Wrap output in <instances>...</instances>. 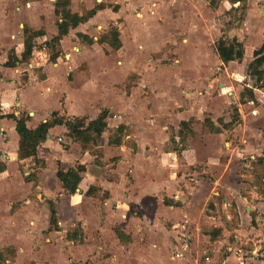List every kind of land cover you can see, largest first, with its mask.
Segmentation results:
<instances>
[{"label":"crops","instance_id":"obj_1","mask_svg":"<svg viewBox=\"0 0 264 264\" xmlns=\"http://www.w3.org/2000/svg\"><path fill=\"white\" fill-rule=\"evenodd\" d=\"M58 1L61 0H0V242L11 241L17 234L33 235L42 241L49 225H53L52 207L57 211V225L55 230L49 231L51 237L63 235L67 227L78 222L83 226L90 225L92 219L101 222L100 207L91 194L95 187L107 191L105 205L110 215L127 204L124 201L129 188H140L141 196L149 198L166 193L176 201L168 203V207L177 216L188 211L194 199L192 195L199 191L208 199L212 194L220 195L222 200L217 205L223 210L235 202L240 219L233 230H224L225 236L232 232L235 237L234 245L229 247L231 252L207 253V261L212 264L215 260V264H264V184L258 186L254 181L258 177L254 168L264 167V131L255 124L257 116L248 117L251 111L258 114L256 107L261 111L264 108V90L253 88L254 99L249 101L258 100L257 106L251 111L239 107L237 117L240 120L235 122L230 117L231 112L225 113L224 124L215 117L219 110L216 106H223L220 102H225V96L214 103L216 109L207 117L204 111L200 114L192 108L188 110L181 98L182 89H188V74L185 67L177 65L181 60L183 66L196 61L202 65L206 59L192 51L200 48L190 47L188 51V46L196 43L194 38L184 42L174 38L179 43L173 50L180 54L175 66L161 67L162 59L150 57L165 43L171 44L168 24L172 11H166L167 3L151 0L157 9L151 12L146 4L148 0H134L127 6L122 5L121 0L103 3L68 0V8L74 14L83 16L89 11L95 12L77 25H70L68 32L54 44L52 40L59 34L57 23L62 20L56 12ZM263 3L264 0H247L248 16L259 14L262 17ZM139 7H142L141 12ZM156 14L164 16V26ZM125 21L128 23L126 31L119 29ZM110 24L118 26L113 33H118L119 47L114 46L113 36L110 41L106 36L98 39V34ZM257 27L258 44L253 45L249 56L245 44L242 60L224 63L216 48L221 64H240L238 70L242 72V79L249 81L252 78L247 75V67L254 60L255 50L264 42V17ZM29 32L36 35L31 57L24 60ZM161 32L165 34L162 37L159 36ZM240 34L234 38L242 43L240 38L245 30ZM107 41L110 47L106 46ZM10 54L14 56L12 60ZM172 54L169 50L166 55L171 57ZM147 86L148 91L145 90ZM247 87H253V83ZM228 93L235 95L234 91ZM231 103L228 98L224 106ZM176 109L183 111L178 115L179 127L173 124L180 129L177 135L168 131L169 126L163 122L166 118L161 116L168 114L171 121L175 115L172 111ZM104 110L109 112L107 129L97 137L104 157L93 152L94 149H84L71 138L66 124L50 127L46 139L38 145L37 155L28 156L26 140L17 132L15 118L7 116L27 117V127L35 130L54 118L86 117L89 122ZM183 121L190 123L186 148L180 154L174 149H165L169 141L175 140L176 145L181 141L178 139L184 128ZM195 121L210 122V128ZM121 125L128 128L130 134L123 136L121 144H111V130ZM130 138L133 142L129 145L124 139ZM111 158H118V170L108 168ZM78 165H84L86 170L81 174L76 193L68 194L57 171L60 167L68 170ZM192 166L195 168L191 169ZM185 167L190 168L189 174L201 185L199 190L195 184L173 186L186 181ZM36 171L37 177L33 175ZM128 172L133 179L128 178ZM262 179L264 183V177ZM47 200L55 205L52 203L50 208ZM216 220L223 225L219 217ZM184 248L181 257L177 256L181 251L174 252L173 263L181 264L179 261L186 259L188 244Z\"/></svg>","mask_w":264,"mask_h":264},{"label":"rangeland","instance_id":"obj_2","mask_svg":"<svg viewBox=\"0 0 264 264\" xmlns=\"http://www.w3.org/2000/svg\"><path fill=\"white\" fill-rule=\"evenodd\" d=\"M101 1L103 3L105 0H97V2ZM121 1L124 6L134 2V0ZM160 2L168 4L166 11H172L168 24V35L170 34L172 37L169 42L171 44L167 46L168 43H165L161 49L150 57L157 56L162 59L161 67L165 65L175 66L178 64L177 60L180 54L178 50H173L178 42L174 38L180 39L181 42H184L187 38H194L195 41L193 40V42L196 43L194 45L193 43L190 44L188 51H191L189 50L190 47L192 49L200 48V50L192 51L194 54L202 55L206 59V62L202 65L196 61L194 64L183 66L182 60L181 64L177 65L185 67V73L188 74V89H182L181 92L184 108L188 107L186 108L188 110L192 108L193 111L200 114H203L202 111H204L207 117L210 111L216 109L214 103L225 96V102H220L223 103V106L219 104L216 106L219 109L215 116L216 119L218 118L224 124L225 113L228 115L231 112L230 117L234 119V122L240 120L237 117L239 107L251 111L258 104V100L252 102V100L249 101L250 97L248 95H241L247 84L250 83L251 85L253 80L242 79V72L238 70L240 64L222 65L216 55V43L221 38H234L235 35H239L242 30H245L243 38H240L242 43L239 44L242 47L247 44L246 50L247 56H249L253 45L258 44L255 37L259 34V28H255V26L259 25L264 15L262 17L259 14L248 16L247 0H240V2L239 0H159V4ZM146 4L151 12L157 10L151 0H148ZM262 6H264V3L261 4ZM141 9L142 7H139L138 11L141 12ZM133 13L136 14V11ZM156 15L159 23L163 25L165 23L164 16L162 14V16L160 14ZM135 17H137V14ZM117 27L116 24L108 25L103 32L98 34V39L106 36L105 39L110 41L113 29ZM120 28L126 31L128 23L126 21L122 22ZM253 28L255 30H252ZM164 35L161 32L159 36ZM108 41L105 43H108L106 46L110 47ZM170 47L171 49H169ZM168 49L173 53L171 57L166 55L169 53ZM182 52L185 53L184 50ZM125 53L128 52L125 51ZM221 83H226V85L221 86ZM145 90L148 91V86ZM228 91H234L235 95H229ZM145 95L148 96L147 93ZM228 98L232 103L229 106H224L228 102ZM240 103L241 105H238ZM244 103L246 104L244 105ZM256 109L258 114L255 115L251 111V115H248V117L257 116L258 120L255 121V124L264 131V108L262 111L258 107ZM172 112L175 115L172 113L174 118L171 121L168 120L171 118L170 115L161 114V116L166 118L163 122L169 126L168 131L177 135L176 133L180 129L175 128L173 124H179L178 115L183 111L173 110ZM195 122L198 125L204 124L206 129L210 128V122H206L207 124L199 121ZM116 129L111 130L110 135L112 137H120V134L122 136L123 134H130L128 128H124L123 133H119ZM182 135H185V137L182 138ZM180 137L178 140L181 139V141L177 145L175 140H172L173 143L169 141V146L165 149H174L180 154L181 150L186 148L185 144L188 137H190V123L188 128L184 127L181 130ZM124 141L129 145L133 142L131 138L124 139ZM90 145L91 149H94L93 152L104 157V149L99 146V141L95 145L98 148H95L94 144ZM224 148L226 147L224 146ZM117 160L118 158H111L110 164L104 163V165L109 164L108 168L110 170L112 167L118 170ZM194 168L192 166L191 169ZM254 169L258 173V177L254 181L258 186H262L264 184L262 179L264 177V167H255ZM184 171L187 175L186 181L173 186L184 187L195 184L198 185L199 190L201 185L189 174L190 168L185 167ZM108 175L110 174H106V176ZM127 176L133 179L130 172L127 173ZM208 178H211V175ZM206 180L210 179L206 178ZM126 192L127 198L124 202L127 204L122 205L120 211L117 209L116 214L110 215V209L106 211L105 205L106 196H108L107 191L102 192L100 188L95 187L91 194L94 195L96 204L100 207L101 222L92 219L88 226H83L81 222H78L76 225L67 227L64 234L57 237L49 235V231L55 230L56 227L50 224L49 231H45L46 236L41 239L42 241L36 240L33 235L29 237L25 234H17L12 237L11 241L0 242V264H155V261L158 264H177L176 262L173 263L171 257L177 250L183 252L185 244H188V255L186 259L179 261L182 262L181 264H212V262L207 261V253L231 252L229 247L234 245L235 237L232 232L227 233L225 236L224 230H233L240 223L239 215L234 207L236 206L235 202H232L223 210L217 205V202L222 200L220 195L212 194L208 199L197 191V194L192 195L194 199L192 205L188 207V211L184 214L180 212L177 216L173 209L168 207V203H176V201L174 198L167 196L166 193H163L160 197L154 194L151 195L152 198H149L146 195L141 196L140 188H129ZM48 202L51 208L54 202L47 200ZM112 207L115 209V204ZM124 213L127 217L125 221L122 220L125 218L122 217ZM211 217H215V219ZM216 217L221 219L223 225L216 220ZM185 223L187 226L183 227ZM224 238H226L225 242H223ZM177 241H180L181 245ZM245 246L247 245L244 244ZM219 250L220 252H218ZM166 256L168 258H165ZM213 263L215 264L216 260Z\"/></svg>","mask_w":264,"mask_h":264},{"label":"trees","instance_id":"obj_3","mask_svg":"<svg viewBox=\"0 0 264 264\" xmlns=\"http://www.w3.org/2000/svg\"><path fill=\"white\" fill-rule=\"evenodd\" d=\"M68 5V0L58 1V8L56 9V12L57 14L62 16V20L57 23L59 34L52 40L54 44L59 42L62 36L68 32L70 25H77L78 23L86 20L88 16H91L95 12V10H92L83 16H79L78 14L72 13L68 8ZM35 35V32L28 33V38L25 42L26 48L23 54L24 60H29V58L31 57L33 51V38ZM112 36L115 40L114 46L119 47L120 40L118 39V33L114 32ZM216 48L224 63H228L232 60H242L244 57V49L239 44L236 38H221L218 41ZM13 58L14 56L10 54V60H12ZM10 64L12 63L10 62ZM247 75L252 78L253 87H245L242 96L248 95L250 99H254L253 88L258 87L264 90V42L260 48L255 50L254 60L249 63L247 67ZM108 114V110H104L96 119L90 120L89 122L86 121V117H73L69 119L54 118L49 122L41 124L35 130L27 127V117H17L13 114L7 116L15 118L17 122V132L23 139L26 140V155L36 156L38 145L46 139L49 128L57 124H66L69 129L68 135L75 141L80 143L84 149H91L90 144H94L95 146L96 142L98 141L97 137L101 136V134L107 129L106 118L108 117ZM181 125L184 127H188L189 122L183 121ZM124 128L125 126L121 125L116 130L119 133H123ZM119 136L120 137H112L111 135L110 143L121 144L124 134L123 136L122 134H120ZM38 162L39 160L37 161V163ZM85 170L86 168L84 165H78L76 168H71L68 170H64L61 167L58 169L57 176L62 181L63 187L68 194L76 193L78 185L82 179L81 174ZM33 175L37 177L38 171L34 172ZM92 188H90V191L92 190ZM51 212V223L56 226L57 211L52 207Z\"/></svg>","mask_w":264,"mask_h":264},{"label":"built area","instance_id":"obj_4","mask_svg":"<svg viewBox=\"0 0 264 264\" xmlns=\"http://www.w3.org/2000/svg\"><path fill=\"white\" fill-rule=\"evenodd\" d=\"M182 253H183V252H179V253L177 254V256H178V257H181V256H182Z\"/></svg>","mask_w":264,"mask_h":264}]
</instances>
